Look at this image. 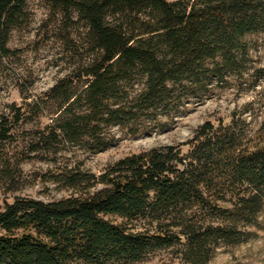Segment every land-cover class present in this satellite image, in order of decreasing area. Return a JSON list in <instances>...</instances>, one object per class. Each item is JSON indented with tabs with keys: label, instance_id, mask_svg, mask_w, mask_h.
<instances>
[{
	"label": "trees",
	"instance_id": "1",
	"mask_svg": "<svg viewBox=\"0 0 264 264\" xmlns=\"http://www.w3.org/2000/svg\"><path fill=\"white\" fill-rule=\"evenodd\" d=\"M29 0H0V71ZM68 43L83 24L88 61L48 97L53 124L33 151L62 145L101 153L112 127L164 130L247 72L251 35L264 33V0H50ZM142 87L140 90L137 88ZM26 121L0 117V146ZM246 121H211L190 140L125 157L100 176L80 169L54 182L80 192L0 207V264H136L172 250L181 264H212L218 251L262 229L264 137ZM187 149V152H184Z\"/></svg>",
	"mask_w": 264,
	"mask_h": 264
},
{
	"label": "rangeland",
	"instance_id": "2",
	"mask_svg": "<svg viewBox=\"0 0 264 264\" xmlns=\"http://www.w3.org/2000/svg\"><path fill=\"white\" fill-rule=\"evenodd\" d=\"M26 12L27 20L10 36L13 55L3 61L0 71V117L12 119L21 109L26 118L14 129L11 141L0 146V207L19 197L51 202L77 195L80 192L56 184L54 175L80 169L100 176L125 157L190 140L208 121L227 125L235 115L246 121L253 144L259 133L264 137V33H259L247 38L248 69L243 77H232L226 89L192 102L182 115L163 119L164 130L134 135L129 129L112 127L111 147L101 153L70 145L34 152L35 133L52 125L58 112V105L48 97L50 91L85 64L90 53L82 41L83 24L72 30L74 43L66 42L64 18L50 0H29ZM259 222L262 229H254L248 242L221 248L212 264H264V212ZM136 264L181 263L172 250H161Z\"/></svg>",
	"mask_w": 264,
	"mask_h": 264
}]
</instances>
